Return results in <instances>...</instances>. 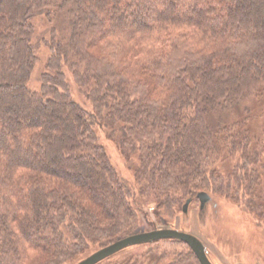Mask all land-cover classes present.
Listing matches in <instances>:
<instances>
[{"label":"trees","instance_id":"trees-1","mask_svg":"<svg viewBox=\"0 0 264 264\" xmlns=\"http://www.w3.org/2000/svg\"><path fill=\"white\" fill-rule=\"evenodd\" d=\"M199 192L264 225V0H0V264H77Z\"/></svg>","mask_w":264,"mask_h":264},{"label":"rangeland","instance_id":"rangeland-1","mask_svg":"<svg viewBox=\"0 0 264 264\" xmlns=\"http://www.w3.org/2000/svg\"><path fill=\"white\" fill-rule=\"evenodd\" d=\"M35 27L34 44L37 46L38 62L31 75L29 86L32 90H39L41 76L45 72V63L49 56V50L44 41L46 42L48 39L50 27L44 18H37ZM69 81L76 101L86 109L91 110L89 103L81 95L71 77H69ZM101 138L117 171L124 180L133 185V171L121 159L116 145L105 137L103 138V135ZM206 193L211 197V200L203 209L199 199L195 196L187 213H183V208L187 202L185 201L181 211L172 218L161 217L159 219L155 206L147 207L144 216L141 218L142 229H140V233L172 228L198 237L205 245L207 255L213 264H264V225L256 228L247 225L243 221L240 211L230 202L212 193ZM252 231L254 233L249 238ZM166 242L168 241L162 240L130 247L99 264H166L170 258L172 260L175 254L186 256L189 250L186 248L188 245ZM158 259L159 262H157ZM163 260L164 262H161ZM188 261H190V256Z\"/></svg>","mask_w":264,"mask_h":264},{"label":"water","instance_id":"water-1","mask_svg":"<svg viewBox=\"0 0 264 264\" xmlns=\"http://www.w3.org/2000/svg\"><path fill=\"white\" fill-rule=\"evenodd\" d=\"M197 198L201 203L202 209L211 200V197L206 192H200L197 195ZM191 203L192 200H187L183 208L184 214L187 213ZM162 240H176L183 242L190 247L200 264H213L207 255L205 245L198 237L190 233H186L172 228L158 229L154 231L131 235L103 249L98 250L97 252L93 253L92 255L77 264H99L130 247L155 243Z\"/></svg>","mask_w":264,"mask_h":264}]
</instances>
